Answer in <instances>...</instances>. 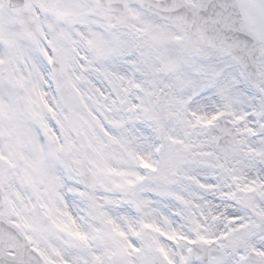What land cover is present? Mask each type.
I'll list each match as a JSON object with an SVG mask.
<instances>
[{
    "label": "snow or ice",
    "instance_id": "obj_1",
    "mask_svg": "<svg viewBox=\"0 0 264 264\" xmlns=\"http://www.w3.org/2000/svg\"><path fill=\"white\" fill-rule=\"evenodd\" d=\"M0 264H264V0H0Z\"/></svg>",
    "mask_w": 264,
    "mask_h": 264
}]
</instances>
